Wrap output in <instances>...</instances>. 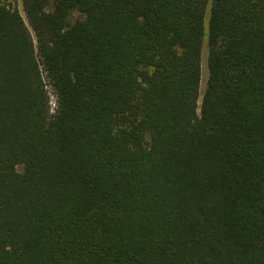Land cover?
<instances>
[{"label":"trees","instance_id":"1","mask_svg":"<svg viewBox=\"0 0 264 264\" xmlns=\"http://www.w3.org/2000/svg\"><path fill=\"white\" fill-rule=\"evenodd\" d=\"M20 1L0 264H264V0Z\"/></svg>","mask_w":264,"mask_h":264},{"label":"rangeland","instance_id":"2","mask_svg":"<svg viewBox=\"0 0 264 264\" xmlns=\"http://www.w3.org/2000/svg\"><path fill=\"white\" fill-rule=\"evenodd\" d=\"M15 2H16V1H15ZM17 7H18L19 10H21V12H22V3H21L20 0H17ZM77 16H78L77 13H74V14H73V18H74V17H77ZM202 55H203V53H202ZM202 60H203V56H202V58H201V63H202ZM201 65H202V64H201ZM51 105H52V106L54 105V97H53L52 94H51ZM17 169H18V170H21V166H18Z\"/></svg>","mask_w":264,"mask_h":264}]
</instances>
